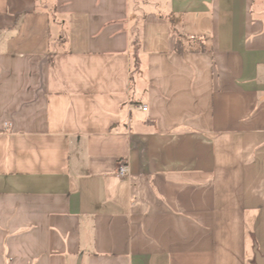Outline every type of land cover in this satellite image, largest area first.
<instances>
[{
    "label": "crops",
    "instance_id": "0c3cea01",
    "mask_svg": "<svg viewBox=\"0 0 264 264\" xmlns=\"http://www.w3.org/2000/svg\"><path fill=\"white\" fill-rule=\"evenodd\" d=\"M0 264H264V0H0Z\"/></svg>",
    "mask_w": 264,
    "mask_h": 264
},
{
    "label": "trees",
    "instance_id": "16d2710c",
    "mask_svg": "<svg viewBox=\"0 0 264 264\" xmlns=\"http://www.w3.org/2000/svg\"><path fill=\"white\" fill-rule=\"evenodd\" d=\"M170 26L173 34L176 36L174 51L178 54H182L184 52H197L202 53L205 51L203 40L200 38L194 37H186L182 34V32L178 29V21L170 18ZM139 43L137 39L133 42L132 48L134 53L136 52ZM137 61V57H135ZM136 67V66H134Z\"/></svg>",
    "mask_w": 264,
    "mask_h": 264
},
{
    "label": "built area",
    "instance_id": "2783aa9c",
    "mask_svg": "<svg viewBox=\"0 0 264 264\" xmlns=\"http://www.w3.org/2000/svg\"><path fill=\"white\" fill-rule=\"evenodd\" d=\"M141 111L145 112L146 111V107L144 106H140L138 107ZM118 177L123 178L125 176H127L128 174V169L126 165H119L118 166Z\"/></svg>",
    "mask_w": 264,
    "mask_h": 264
}]
</instances>
